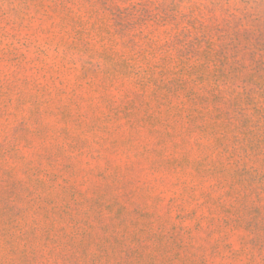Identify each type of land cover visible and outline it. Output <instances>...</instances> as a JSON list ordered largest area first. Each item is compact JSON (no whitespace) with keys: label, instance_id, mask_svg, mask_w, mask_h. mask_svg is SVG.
<instances>
[{"label":"rangeland","instance_id":"1","mask_svg":"<svg viewBox=\"0 0 264 264\" xmlns=\"http://www.w3.org/2000/svg\"><path fill=\"white\" fill-rule=\"evenodd\" d=\"M0 264H264V0H0Z\"/></svg>","mask_w":264,"mask_h":264}]
</instances>
